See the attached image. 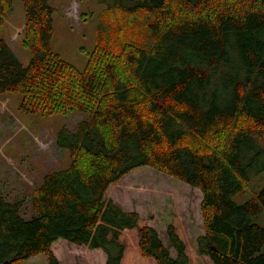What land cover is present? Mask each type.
<instances>
[{
	"label": "trees",
	"instance_id": "1",
	"mask_svg": "<svg viewBox=\"0 0 264 264\" xmlns=\"http://www.w3.org/2000/svg\"><path fill=\"white\" fill-rule=\"evenodd\" d=\"M19 3L24 66L0 35V95L18 110L82 113L56 143L67 167L24 201L0 194V264H25L58 240L100 250L105 264H264V0H98L95 47L82 70L53 51L50 0H0V34ZM147 166L197 188L204 235L173 215L169 246L137 212L106 200ZM166 183H163L165 185ZM170 186V185H169Z\"/></svg>",
	"mask_w": 264,
	"mask_h": 264
},
{
	"label": "rangeland",
	"instance_id": "2",
	"mask_svg": "<svg viewBox=\"0 0 264 264\" xmlns=\"http://www.w3.org/2000/svg\"><path fill=\"white\" fill-rule=\"evenodd\" d=\"M50 4L54 8L52 49L68 64L83 71L95 47L97 17L104 7L98 0H50ZM23 24V10L16 2L0 35L26 66L31 53L22 43ZM21 96V93L0 95V194L9 201L22 199L21 213L29 219L33 216L30 209L32 191L46 173L63 169L69 163L68 151L60 149L56 143L57 131L62 126L72 130L84 116L78 111L58 115L24 114L18 110ZM262 186L264 174L253 180L246 193L235 195L234 200L244 202L250 192ZM105 195L106 200H113L125 211L137 212L141 218H146L164 246H169L172 257L176 255L169 245L166 228L173 215L180 218L187 237L205 233L200 190L150 167L143 166L127 173L111 184ZM253 221L264 225L262 217ZM51 250L61 264H105L102 251L67 241L56 242ZM25 264H47V257L41 253Z\"/></svg>",
	"mask_w": 264,
	"mask_h": 264
},
{
	"label": "crops",
	"instance_id": "3",
	"mask_svg": "<svg viewBox=\"0 0 264 264\" xmlns=\"http://www.w3.org/2000/svg\"><path fill=\"white\" fill-rule=\"evenodd\" d=\"M146 219V218H145ZM147 222H148V224L150 225V222L147 220ZM151 226V225H150ZM57 242H64V240H58ZM55 244V243H54ZM95 251H100V250H95ZM33 258V257H32ZM29 260H31V258L29 259ZM28 260V261H29Z\"/></svg>",
	"mask_w": 264,
	"mask_h": 264
}]
</instances>
